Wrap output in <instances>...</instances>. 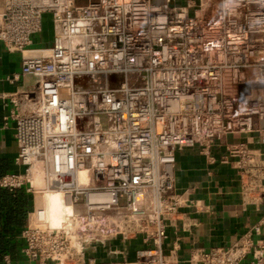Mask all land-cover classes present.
<instances>
[{
    "label": "built area",
    "instance_id": "obj_1",
    "mask_svg": "<svg viewBox=\"0 0 264 264\" xmlns=\"http://www.w3.org/2000/svg\"><path fill=\"white\" fill-rule=\"evenodd\" d=\"M225 4L0 0V41L21 54L7 78L32 79L6 96L18 170L0 188L22 189L30 209L21 259L1 264H264V0ZM45 15L50 43L34 46ZM179 152L231 165L241 204L262 209L231 245L181 258V237L167 244L207 211L176 185ZM44 191L65 198L58 226L36 203Z\"/></svg>",
    "mask_w": 264,
    "mask_h": 264
},
{
    "label": "crops",
    "instance_id": "obj_2",
    "mask_svg": "<svg viewBox=\"0 0 264 264\" xmlns=\"http://www.w3.org/2000/svg\"><path fill=\"white\" fill-rule=\"evenodd\" d=\"M50 38L51 35L47 32L38 33L33 37V45L47 46ZM20 68V52L7 50L0 41V176L18 170L14 164L17 154V145L13 136L14 123L10 120L4 125V116L9 113L11 107L6 96L25 88L32 80L28 76L13 81L7 78L19 72ZM176 167L177 187L189 189L191 197L202 199L207 205V211L195 214L198 223L191 231L183 232L179 225L168 229V245L177 234L181 237L179 251L181 258L186 256L187 249L193 245L204 247L231 245L240 235L252 229L261 217L262 209H256L253 205L243 206L241 204L236 171L231 165L221 164L218 161L208 162L204 156L196 152H179L176 155ZM7 192L11 194L12 200L0 202V219H23V224L21 225V221H18L17 224L8 223L5 227L7 235L0 250V264L4 253H9L14 261L21 259L17 234L25 225L30 209L29 205L25 216L20 217L17 212L20 207L17 201L30 203V196L22 189L13 193L9 190ZM254 237L258 238L260 235H254Z\"/></svg>",
    "mask_w": 264,
    "mask_h": 264
},
{
    "label": "bare ground",
    "instance_id": "obj_3",
    "mask_svg": "<svg viewBox=\"0 0 264 264\" xmlns=\"http://www.w3.org/2000/svg\"><path fill=\"white\" fill-rule=\"evenodd\" d=\"M33 183L36 187L43 186L42 176L40 174V168L38 165H36V167H34V181H33ZM53 192L59 193L57 191H44V194H39L38 196H36V203L39 206L43 207L44 215L49 220L50 223H51V203L48 200V194L53 193ZM68 211H69V208L67 206L65 198L62 196V207H61V210L59 213V221L60 222H61L62 218L64 217V215Z\"/></svg>",
    "mask_w": 264,
    "mask_h": 264
},
{
    "label": "trees",
    "instance_id": "obj_4",
    "mask_svg": "<svg viewBox=\"0 0 264 264\" xmlns=\"http://www.w3.org/2000/svg\"><path fill=\"white\" fill-rule=\"evenodd\" d=\"M8 190L5 188H0V202H9L10 200H12V196L10 193L7 192ZM13 193V192H12ZM17 203H19L18 207V214L20 215V217L23 215L25 216L26 214V209L29 207L30 203L26 202V201H17ZM21 209V210H20ZM13 214V212H11ZM1 216V213H0ZM18 221H21V225L23 224V219H0V250L2 249V243L3 241H5V236L7 235L5 232V227H7L8 223H15L17 224ZM0 259H1V255H0Z\"/></svg>",
    "mask_w": 264,
    "mask_h": 264
},
{
    "label": "clouds",
    "instance_id": "obj_5",
    "mask_svg": "<svg viewBox=\"0 0 264 264\" xmlns=\"http://www.w3.org/2000/svg\"><path fill=\"white\" fill-rule=\"evenodd\" d=\"M231 6V0H226L225 7ZM48 200L51 203V223L52 226H58L59 224V213L62 207V195L60 193H50L48 194Z\"/></svg>",
    "mask_w": 264,
    "mask_h": 264
},
{
    "label": "rangeland",
    "instance_id": "obj_6",
    "mask_svg": "<svg viewBox=\"0 0 264 264\" xmlns=\"http://www.w3.org/2000/svg\"><path fill=\"white\" fill-rule=\"evenodd\" d=\"M43 31L47 32L49 35H51V21L48 15H45L44 21H43ZM135 245V244H134ZM137 246H134V249Z\"/></svg>",
    "mask_w": 264,
    "mask_h": 264
}]
</instances>
